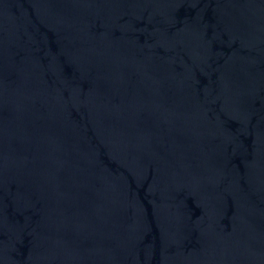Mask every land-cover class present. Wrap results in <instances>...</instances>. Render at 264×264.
<instances>
[{"label": "water", "instance_id": "95a60500", "mask_svg": "<svg viewBox=\"0 0 264 264\" xmlns=\"http://www.w3.org/2000/svg\"><path fill=\"white\" fill-rule=\"evenodd\" d=\"M0 264H264V0H0Z\"/></svg>", "mask_w": 264, "mask_h": 264}]
</instances>
